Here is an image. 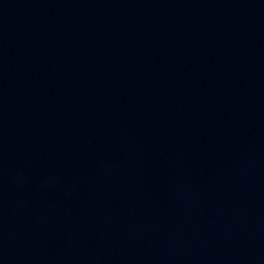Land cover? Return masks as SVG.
Returning a JSON list of instances; mask_svg holds the SVG:
<instances>
[{"label":"water","instance_id":"obj_1","mask_svg":"<svg viewBox=\"0 0 264 264\" xmlns=\"http://www.w3.org/2000/svg\"><path fill=\"white\" fill-rule=\"evenodd\" d=\"M0 264H264V0H0Z\"/></svg>","mask_w":264,"mask_h":264}]
</instances>
